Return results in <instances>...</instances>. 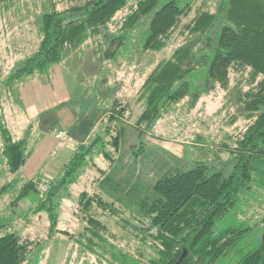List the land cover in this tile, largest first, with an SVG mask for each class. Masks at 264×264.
<instances>
[{"label":"rangeland","instance_id":"rangeland-1","mask_svg":"<svg viewBox=\"0 0 264 264\" xmlns=\"http://www.w3.org/2000/svg\"><path fill=\"white\" fill-rule=\"evenodd\" d=\"M54 1L9 0L8 5L0 3L2 78L11 71L7 66L13 61L11 55L19 54H13L17 51L15 38L23 40L26 46L21 51V59L36 51L40 43V15ZM200 4L215 9V0H197L194 7ZM58 7L61 9L64 4L60 3ZM131 8L128 5L115 15L110 32L119 29ZM194 14L195 10L190 15ZM150 18L151 15H147L136 25L123 50L112 59H103L107 44L100 35L70 51L61 65L62 76L56 77L59 82L67 79L69 87H58L54 93L57 103L53 111L41 112L32 121V126L29 123L30 127L21 131L11 116L13 111L9 103L12 100L17 105L22 119L25 113L20 103L19 88L28 75L22 77L20 85L18 80L13 84L11 93L5 87V81L0 80L1 92L6 89L5 93L10 98L9 103L4 104L5 126L15 130V134L18 131L17 137L28 135V146L35 149L28 164L15 173L6 171L0 128V185L18 182L0 197V218L8 223L6 230L33 240L32 250L24 264H122L119 258L123 256L129 258L130 264L137 259L147 261L151 254L155 255V249L153 239L146 231L149 217L142 201L150 196L154 182L177 165L187 167L200 159L208 160L212 169L223 170L225 174L234 165L237 138L249 122L248 113L239 101L240 93L250 86L246 82L248 69L244 73L230 72V89L217 85L196 102L190 95L185 96L166 106L162 117L152 127L137 124V118L143 111L140 93L144 79L161 61L169 58L185 38L177 31L181 30L178 28L162 49L144 50V33L141 37L139 26L143 21L148 23ZM187 21L188 17L184 19ZM16 30L19 34L10 38V32ZM21 35L24 39H20ZM47 71L49 68L38 74L44 81H47ZM117 106L122 110L117 112ZM117 135L120 138L114 145ZM98 136L103 142L97 146L104 148L111 159L100 150L88 154L78 177L64 187L58 206L57 228L66 229L73 236L63 232L50 235L48 213H33L48 186L45 184L63 173L64 163L81 143L88 145ZM137 150H140L139 154ZM260 158L251 187L245 191L231 215L233 221V218L247 221L252 228L241 238L237 249L217 264H237L244 251L258 244L264 216V156ZM35 178L42 180L39 189L28 192L19 203L13 204L22 185ZM88 199L91 200L90 209H85ZM101 199L111 203L116 212L104 208L100 204ZM88 215L102 223L89 222Z\"/></svg>","mask_w":264,"mask_h":264},{"label":"trees","instance_id":"trees-1","mask_svg":"<svg viewBox=\"0 0 264 264\" xmlns=\"http://www.w3.org/2000/svg\"><path fill=\"white\" fill-rule=\"evenodd\" d=\"M7 1L0 0V3L8 5ZM195 1L51 2V7L40 15L38 48L25 59L18 60L3 80L8 89L26 75L32 76L48 68L50 71L70 51L82 47L97 35L107 44L103 59H112L123 50L136 25L147 15H151L148 23L143 21L139 26L141 37L144 33V50L162 49L178 28L185 38L171 56L161 61L144 79L140 93L143 111L137 118L138 125L152 127L162 117L166 106L185 96L190 95L196 102L217 85L230 89V72L244 73L248 69L249 81L246 82L250 86L240 93L239 101L248 113L249 122L237 138L236 160L230 172L225 174L223 170L212 169L211 162L200 159L187 167L177 165L161 175L154 182L150 196L142 201L149 217L146 231L153 239L155 255L151 254L147 261L137 259L134 264H217L237 249L241 238L252 228L247 221L235 218L233 221L231 215L251 187L254 173L258 171L257 160L264 156V0H215L214 10L207 4L194 7ZM60 3L64 4L61 9ZM128 5L132 8L122 25L116 32H110L115 15ZM193 10L195 14L191 16ZM187 17L188 21L184 22ZM2 92L0 89V95ZM115 108L117 112L122 110L120 106ZM5 125L1 110L2 152L8 171L15 173L29 158V137L15 139ZM119 138V135L115 136L114 145ZM100 139L98 136L88 145L81 143L64 165L63 173L45 184L48 186L33 213H48L50 235L63 232L73 236L68 230L57 228L60 196L64 187L78 177L89 153L100 150L111 159L104 148L97 146L103 142ZM41 182L40 178L26 181L12 203L17 204L28 192L38 190ZM17 184L14 181L0 185V197ZM100 202L110 212H116L108 201L101 199ZM90 205L88 199L85 209H90ZM1 219L0 264H24L33 240L6 230L8 223ZM87 220L102 223L93 215H88ZM261 224L257 246L244 251L237 264H264V216ZM35 244L38 245L36 241ZM119 259L122 264H130L128 257Z\"/></svg>","mask_w":264,"mask_h":264},{"label":"crops","instance_id":"crops-1","mask_svg":"<svg viewBox=\"0 0 264 264\" xmlns=\"http://www.w3.org/2000/svg\"><path fill=\"white\" fill-rule=\"evenodd\" d=\"M10 27H14L13 25H11ZM19 30V29H18ZM34 32V30H32ZM21 34H24L23 32H20ZM19 32L16 31H11L10 32V38H13L14 35H18ZM30 34V33H29ZM29 34L26 35V37H29ZM24 39L23 35H21L20 39ZM14 40L17 41V51L13 54H19L18 55H11L10 58L13 59L12 62H9V64H7L8 68L11 70V68L15 65V63L20 60L22 58V49L23 47H26L23 44V40H19L17 38H15ZM29 41V40H27ZM20 44V45H19ZM15 47V48H16ZM20 50V51H19ZM9 58V59H10ZM9 59H7L6 62L9 61ZM64 62V60H62L59 63H56L53 65V67L51 68V71H49V73L47 74L46 80L44 81L43 78H41L40 76H38L39 73H36L32 76H27L26 80L23 82V86L20 85V81L23 80V78L19 79L18 82L20 85V103L23 104V110L25 115L22 116V119L19 117L18 114V109H17V105H15L14 103L10 101V98L7 96V94L5 93L4 89V93L1 94L0 97V109L3 111L4 115H5V111H4V104L5 103H9L11 110L13 111L11 116L14 119V121L16 122V127L19 128L18 131H21L22 129H25L27 126H29L28 124L32 123V121H34L41 112L43 111H53L52 109L55 108V105L57 103L56 98H54V93L55 90L60 87V86H64V87H69V83L66 79V81L64 80L63 82H59L56 80L57 76H62L63 72H62V68L61 65ZM1 68V67H0ZM9 70V71H10ZM9 74L5 75L4 78H2L3 75H1L0 80H4ZM17 83V81L15 82ZM12 88V87H11ZM8 89V91L10 92V89ZM11 93V92H10ZM64 102V101H62ZM64 104V103H63ZM60 106V105H59ZM18 117V118H17ZM9 128V126H8ZM11 129V128H9ZM11 134L13 135V137L15 139H18L20 137H17V133L18 131H16V134L14 133L15 130H10ZM76 150V149H75ZM75 150L73 151V153L68 157L67 161L64 163V165L69 161V159L72 157V155L74 154ZM35 152V149L30 147V154H29V158L26 162V164L29 163L30 159H33L32 154ZM38 156H36L34 158L35 162L37 160ZM8 171V170H6ZM52 179H56V178H52ZM22 200V199H21ZM20 202V201H19Z\"/></svg>","mask_w":264,"mask_h":264}]
</instances>
